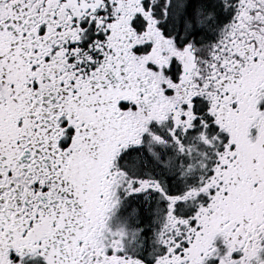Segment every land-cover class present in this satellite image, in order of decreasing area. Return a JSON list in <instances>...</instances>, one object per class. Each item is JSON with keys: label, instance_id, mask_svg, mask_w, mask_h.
Masks as SVG:
<instances>
[{"label": "snow or ice", "instance_id": "obj_1", "mask_svg": "<svg viewBox=\"0 0 264 264\" xmlns=\"http://www.w3.org/2000/svg\"><path fill=\"white\" fill-rule=\"evenodd\" d=\"M0 264H264V0H0Z\"/></svg>", "mask_w": 264, "mask_h": 264}]
</instances>
